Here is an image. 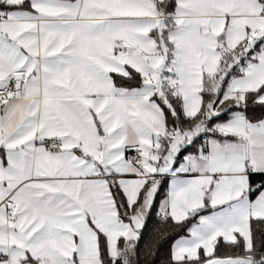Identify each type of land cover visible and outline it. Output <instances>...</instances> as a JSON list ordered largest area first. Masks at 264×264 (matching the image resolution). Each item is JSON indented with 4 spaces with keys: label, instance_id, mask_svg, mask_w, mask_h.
<instances>
[{
    "label": "snow or ice",
    "instance_id": "obj_1",
    "mask_svg": "<svg viewBox=\"0 0 264 264\" xmlns=\"http://www.w3.org/2000/svg\"><path fill=\"white\" fill-rule=\"evenodd\" d=\"M0 264H264V0H0Z\"/></svg>",
    "mask_w": 264,
    "mask_h": 264
}]
</instances>
